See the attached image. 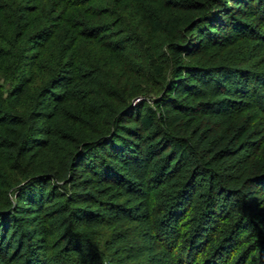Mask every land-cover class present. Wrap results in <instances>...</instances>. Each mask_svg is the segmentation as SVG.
<instances>
[{"label":"trees","instance_id":"16d2710c","mask_svg":"<svg viewBox=\"0 0 264 264\" xmlns=\"http://www.w3.org/2000/svg\"><path fill=\"white\" fill-rule=\"evenodd\" d=\"M0 264H264V0H0Z\"/></svg>","mask_w":264,"mask_h":264}]
</instances>
